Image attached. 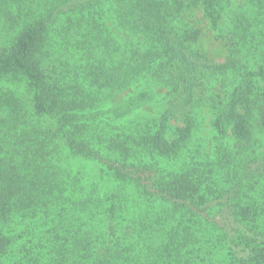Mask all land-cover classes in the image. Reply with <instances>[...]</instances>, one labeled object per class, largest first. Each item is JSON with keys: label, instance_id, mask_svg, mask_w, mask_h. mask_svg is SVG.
I'll list each match as a JSON object with an SVG mask.
<instances>
[{"label": "trees", "instance_id": "obj_1", "mask_svg": "<svg viewBox=\"0 0 264 264\" xmlns=\"http://www.w3.org/2000/svg\"><path fill=\"white\" fill-rule=\"evenodd\" d=\"M0 264H264V0H0Z\"/></svg>", "mask_w": 264, "mask_h": 264}, {"label": "rangeland", "instance_id": "obj_2", "mask_svg": "<svg viewBox=\"0 0 264 264\" xmlns=\"http://www.w3.org/2000/svg\"><path fill=\"white\" fill-rule=\"evenodd\" d=\"M195 18L200 22L199 26H201L204 30L200 41L201 48L210 60L218 63L223 62L226 51L222 42L214 37L213 32L210 31L207 23L203 22V19L200 15H196Z\"/></svg>", "mask_w": 264, "mask_h": 264}]
</instances>
